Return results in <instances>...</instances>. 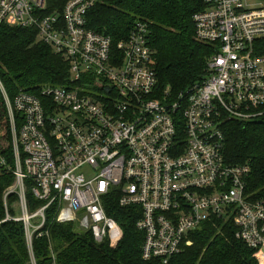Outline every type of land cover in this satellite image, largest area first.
<instances>
[{
  "label": "built area",
  "instance_id": "obj_1",
  "mask_svg": "<svg viewBox=\"0 0 264 264\" xmlns=\"http://www.w3.org/2000/svg\"><path fill=\"white\" fill-rule=\"evenodd\" d=\"M48 1L0 0V26L38 30L70 67L67 86L22 91L12 101L5 94L14 165L0 156V176L14 183L0 224L22 222L31 248L54 205L58 223L77 222L97 244L115 246L122 231L111 205L136 207L143 260L169 264L193 245L192 232L223 219L264 264V192H248L250 167L224 156L228 122L264 117L263 0H254L257 8L203 0L195 38L214 53L203 80L174 97L160 89L146 24L137 22L113 53L110 37L87 28L101 0H70L62 14H47ZM29 190L46 202L35 213Z\"/></svg>",
  "mask_w": 264,
  "mask_h": 264
},
{
  "label": "trees",
  "instance_id": "obj_2",
  "mask_svg": "<svg viewBox=\"0 0 264 264\" xmlns=\"http://www.w3.org/2000/svg\"><path fill=\"white\" fill-rule=\"evenodd\" d=\"M70 0H49L47 14H62ZM264 2V0H263ZM203 0H101L87 14V28L111 38L112 52L126 41L137 22L150 32V45L156 51V70L161 91L177 96L206 75L214 51L197 42L194 16L205 9ZM264 54V41L261 43ZM68 62L41 42L38 30L0 26V156L14 165L13 138L5 94L12 101L22 91L38 95L46 87L69 85ZM19 124H17L18 126ZM224 156L231 165H247V190L264 192V117L255 122H228L225 126ZM14 176H0V222L6 217L5 192ZM28 187L31 182L27 181ZM28 208L35 213L46 202L27 192ZM18 201L8 199L10 214ZM112 204V203H111ZM112 214L122 235L115 246L109 241L97 244L91 232L77 222L60 224L56 206L46 211V222L35 234L31 248L22 222L0 224V264H163L144 261L143 232L136 228L142 216L139 208L120 209L114 203ZM236 227L223 219L206 222L192 232L193 245L174 256L169 264H258L254 251L236 238Z\"/></svg>",
  "mask_w": 264,
  "mask_h": 264
},
{
  "label": "rangeland",
  "instance_id": "obj_3",
  "mask_svg": "<svg viewBox=\"0 0 264 264\" xmlns=\"http://www.w3.org/2000/svg\"><path fill=\"white\" fill-rule=\"evenodd\" d=\"M249 2H250V3H249L250 6H253V7H256V8H257V7H260V6H259L260 4H259L258 2H256V1H254V0H250ZM36 222H37V220H34V221H33L34 224H36Z\"/></svg>",
  "mask_w": 264,
  "mask_h": 264
}]
</instances>
